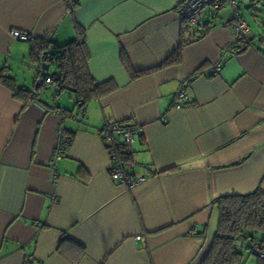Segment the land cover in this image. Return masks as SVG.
I'll list each match as a JSON object with an SVG mask.
<instances>
[{"label": "crops", "instance_id": "crops-1", "mask_svg": "<svg viewBox=\"0 0 264 264\" xmlns=\"http://www.w3.org/2000/svg\"><path fill=\"white\" fill-rule=\"evenodd\" d=\"M68 1L0 0V74L35 92L32 42L81 32L89 75L111 89L80 107L53 80L42 89L51 100L40 90L23 108L0 82V264H201L218 227L213 201L264 190V36L249 29L234 54L230 7L202 35L173 0ZM179 89L190 98L181 110ZM104 120L142 128L130 172L146 180L130 190L110 177ZM59 126L71 144L52 167Z\"/></svg>", "mask_w": 264, "mask_h": 264}, {"label": "trees", "instance_id": "trees-1", "mask_svg": "<svg viewBox=\"0 0 264 264\" xmlns=\"http://www.w3.org/2000/svg\"><path fill=\"white\" fill-rule=\"evenodd\" d=\"M65 2L67 7L73 8V3L68 0ZM207 30L205 29L203 33L205 34ZM249 42L248 38L240 40L235 49L242 53L247 50ZM185 44L186 41L180 43L165 65L179 61L180 47ZM30 56L31 61L38 64L40 71L42 63L46 64V71L42 76L39 71L40 78L35 84L36 93L44 89L46 79L52 77L47 73L49 69H52L57 76L56 93L63 90L73 92L80 107L111 90L108 84H97L89 75L88 51L81 32L77 39L63 45H54L46 40H35L31 44ZM124 64L127 65L126 62ZM127 69L130 72L128 67ZM40 81L41 83H38ZM0 82L11 89L15 98L22 102L23 108L35 99V92L19 88L14 79L7 74H0ZM128 159L131 161V155ZM212 205L218 212V227L211 247L201 264H243V254L240 251L242 247L250 250L251 254L257 257L255 264H264V258L253 252L254 246L264 252V190L259 188L247 195L223 196L214 200Z\"/></svg>", "mask_w": 264, "mask_h": 264}, {"label": "built area", "instance_id": "built-area-1", "mask_svg": "<svg viewBox=\"0 0 264 264\" xmlns=\"http://www.w3.org/2000/svg\"><path fill=\"white\" fill-rule=\"evenodd\" d=\"M175 10L180 22L196 32L202 33L205 29L216 26V18L219 12L225 7L232 10L231 22L224 24L225 28H231L234 34V42L231 51L236 54L239 50L235 47L240 40H246L249 34L247 24L242 20L238 13L237 0H173ZM12 39L16 41H29L30 36L18 31L10 32ZM220 65H214L210 71L217 74L220 71ZM57 76L46 79V84H50ZM56 90L57 86L55 87ZM174 108L181 110L190 103L188 94L179 89L174 95ZM165 123V120H163ZM142 132L140 126L134 124H121L104 120L102 128L99 130V136L104 146L105 152L109 158V173L111 179L125 189L131 188L143 183L144 177H135L130 172L132 167L128 156H132V144L136 136ZM71 144V137L65 133L62 127L57 129V144L50 161V166L54 167L57 162L62 160ZM138 238H136L137 240ZM253 252L261 258H264V252H261L257 246H254ZM28 260L26 264H30Z\"/></svg>", "mask_w": 264, "mask_h": 264}, {"label": "rangeland", "instance_id": "rangeland-1", "mask_svg": "<svg viewBox=\"0 0 264 264\" xmlns=\"http://www.w3.org/2000/svg\"><path fill=\"white\" fill-rule=\"evenodd\" d=\"M237 8H238L239 16L246 22L251 32H253L254 35L261 33L262 36H264V28L260 27V23L264 22V3L261 4L260 2H257V3L248 4V3L238 2ZM227 17L231 19L230 11L227 12ZM23 73L26 74L27 71L25 69L21 70L20 73L17 70L14 71V75L17 76L15 77L17 83H20L21 85L27 78H29L27 76H23ZM47 73L52 74L53 70L49 69ZM51 92L52 91L50 90L43 92L41 89L40 97L51 100L50 97ZM68 94L69 93H66L65 95L61 96L60 100L67 99L69 96ZM240 251L243 254V264H254L257 262V257L252 255L250 250H247L246 248L242 247Z\"/></svg>", "mask_w": 264, "mask_h": 264}, {"label": "water", "instance_id": "water-1", "mask_svg": "<svg viewBox=\"0 0 264 264\" xmlns=\"http://www.w3.org/2000/svg\"><path fill=\"white\" fill-rule=\"evenodd\" d=\"M45 71H46V64H45V62H43L41 65L40 75L42 76L45 73ZM38 83H41V81Z\"/></svg>", "mask_w": 264, "mask_h": 264}]
</instances>
